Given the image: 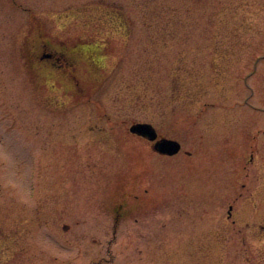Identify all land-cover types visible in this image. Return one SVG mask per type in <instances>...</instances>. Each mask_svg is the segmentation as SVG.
<instances>
[{"label": "rangeland", "instance_id": "1", "mask_svg": "<svg viewBox=\"0 0 264 264\" xmlns=\"http://www.w3.org/2000/svg\"><path fill=\"white\" fill-rule=\"evenodd\" d=\"M0 231V264H264V0H0Z\"/></svg>", "mask_w": 264, "mask_h": 264}, {"label": "flooded vegetation", "instance_id": "2", "mask_svg": "<svg viewBox=\"0 0 264 264\" xmlns=\"http://www.w3.org/2000/svg\"><path fill=\"white\" fill-rule=\"evenodd\" d=\"M27 39H29V37ZM87 44L88 41L83 44L80 43V41H75L72 44H69L65 41H60L56 45H53L52 43L50 45L49 42L42 40L41 44L39 45V50L37 54L38 65L45 74L54 73V71H56L59 67V69H61L63 73H70L72 75L73 72L78 71L79 68H84L85 70H88L87 62L89 61L93 63V65L99 64L96 66L98 68L102 61V58H100L99 56L100 54H104V47L102 46V49H100L99 47H92ZM90 48H96L95 53L90 55ZM98 50L100 52H98ZM89 58H91V60H89ZM80 63H82L81 67H79ZM85 70H83V72H85ZM157 136L161 137L158 131ZM151 204L153 206L155 205L156 207L157 202H152ZM137 205L139 206V208L142 207L141 203H137ZM121 207L122 205L119 206L118 217L119 215L122 216V213H124Z\"/></svg>", "mask_w": 264, "mask_h": 264}, {"label": "water", "instance_id": "3", "mask_svg": "<svg viewBox=\"0 0 264 264\" xmlns=\"http://www.w3.org/2000/svg\"><path fill=\"white\" fill-rule=\"evenodd\" d=\"M129 131L134 135L145 138L149 142H153L157 137L153 127L147 123H134L130 126ZM152 148L159 154L172 156L179 152L180 145L174 140L162 138L156 141Z\"/></svg>", "mask_w": 264, "mask_h": 264}, {"label": "trees", "instance_id": "4", "mask_svg": "<svg viewBox=\"0 0 264 264\" xmlns=\"http://www.w3.org/2000/svg\"><path fill=\"white\" fill-rule=\"evenodd\" d=\"M110 12L111 11H109V14H110ZM39 39H38V41L40 40V41H42L43 39H44V37H42L43 39H41V36H39L38 37ZM27 40H29V39H27ZM45 40V39H44ZM46 42H47V40H45ZM25 44H28V42H26ZM51 45V44H50ZM87 45H91V44H87ZM98 52H100L99 50H98ZM93 53H95V49L93 48V49H91L90 48V50H89V54L91 55V54H93ZM28 54H31V52H30V48H29V50H28ZM28 54H26L27 56H29ZM35 62V61H34ZM38 63V60L36 59V64ZM34 66H35V64H34ZM34 66H33V64H32V68H34ZM35 69V68H34ZM38 69L40 70V72H42V73H44L41 69H40V67H39V65H38ZM50 76H52V75H58V74H60V75H64V76H66V74L65 73H63L62 72V70L61 69H59V67H58V69L56 70V71H54V73H48ZM70 87H75L74 86V84L72 85V84H68ZM117 209H119V208H117ZM0 236H2V237H4V234H3V232H1L0 231ZM0 244L2 245V246H4L5 244H6V240H4V238H1L0 237Z\"/></svg>", "mask_w": 264, "mask_h": 264}]
</instances>
